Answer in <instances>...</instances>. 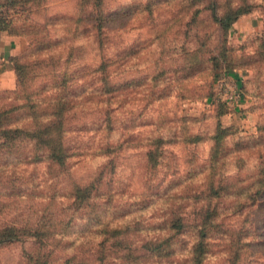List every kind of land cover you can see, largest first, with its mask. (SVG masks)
<instances>
[{
    "label": "rangeland",
    "instance_id": "rangeland-1",
    "mask_svg": "<svg viewBox=\"0 0 264 264\" xmlns=\"http://www.w3.org/2000/svg\"><path fill=\"white\" fill-rule=\"evenodd\" d=\"M28 1L0 0L22 63L19 78L0 62V264H264V0H104L105 31L81 0ZM45 36L86 94L66 127ZM220 71L243 87L239 112L212 99ZM61 145L71 156L53 165Z\"/></svg>",
    "mask_w": 264,
    "mask_h": 264
},
{
    "label": "trees",
    "instance_id": "trees-1",
    "mask_svg": "<svg viewBox=\"0 0 264 264\" xmlns=\"http://www.w3.org/2000/svg\"><path fill=\"white\" fill-rule=\"evenodd\" d=\"M39 1H42V0H30L26 3V7L29 3H32V4L36 3L37 5H39L40 4V3H38ZM103 2H104V0H81V9L87 15V19H89L91 21L90 23H96L97 24L96 28L98 31H101V30L105 31V29H104L105 27L103 24L106 23V19L101 20L102 17L99 15ZM33 7H34V5H33ZM96 8H100L99 13L96 12V10H95ZM90 10H92L93 12L91 13ZM31 12L29 11V13H31ZM241 14H244V13L239 9V10L235 11L234 14L228 15L226 19L221 20L222 24L224 25V28L229 29L230 25ZM84 20L86 21V18H85V16H83V14H81L80 8H79V14L76 16L74 23L76 26L79 27V25H81L84 22ZM6 30L7 29L5 27H3L2 23L0 22V32H4ZM16 35H18V34H16ZM25 35L26 34H20V36H25ZM26 37H28V36H26ZM49 38H50L49 36L43 37V47H45V49L49 50V51H46L45 53H43V56L46 59V62H48V64L51 66V71L53 72L54 76L58 80V82L54 88L55 89L54 95L56 96V101H55V103H56V114H55L54 119L56 120L55 124H59V125H62L63 127H66V125L68 123L67 121L68 120H74L76 118V116L78 115L77 112H74L80 106L77 103L78 100L76 99V97H81L84 95L86 96V94H84L85 91H83L82 94L76 91V88H77V90L79 88V85H78L79 83L77 84V87H76V83L80 82L82 79V78L77 79L76 76L79 74V71L77 69L76 70L69 69L68 67L64 70L58 69V66H57L58 58L55 57L56 54L54 55L50 52V49L52 48L53 43L51 40L52 38H50V39ZM101 43H102V39L101 40L99 39V44H101ZM29 47H31V44L29 45ZM59 58H61V57H59ZM19 61H20V58H13L12 59L14 68H15V70H17L18 75L20 74L19 71L22 70L20 67L21 66L20 64H22V63H19ZM109 61L110 60L108 59V57H103L102 53H100L98 55V67L95 69V72L97 74V84H98V86L101 85L103 87L102 88L103 93H101V96L96 95L98 107H99V109H101L99 112L101 119H104V118L106 119L107 116L109 115L110 110H111L109 92H110V83H111L113 77H112V74L110 71ZM22 67H24V66H22ZM224 72H226V71H224ZM224 72L220 71V73L217 74V77L219 75L223 74ZM21 75H19V78ZM217 77H216V79H217ZM241 89H242L243 98H244L245 93L243 91L242 85H241ZM95 93H91V95H94ZM97 93H98V90H97ZM212 99H213L215 104L229 110L228 105H226L223 102L217 101L215 87H214ZM65 137H67V136L64 134V131H60L57 135H55V132L50 134V139H52L53 142L58 140V139H60V140H62L63 138L65 139ZM60 143H61V141H60ZM107 148L110 149V146ZM50 153H51L53 165L54 164H58V165L63 164V162L71 156L70 150L67 147H65L63 149L62 145H61V148L53 147L50 150ZM215 167H218V166H215ZM94 184H91L90 186L85 187L83 190L82 189L80 190L79 187L74 189V191H73V194L75 195L74 201H75V203L76 202L78 203L79 207H88L87 204L90 201V199L93 197V191L92 190L95 186ZM216 194H217V197L222 200L221 192L217 191ZM100 232L105 233V232H107V229L105 227H102ZM36 236L39 237L41 235L39 233H36Z\"/></svg>",
    "mask_w": 264,
    "mask_h": 264
},
{
    "label": "built area",
    "instance_id": "built-area-1",
    "mask_svg": "<svg viewBox=\"0 0 264 264\" xmlns=\"http://www.w3.org/2000/svg\"><path fill=\"white\" fill-rule=\"evenodd\" d=\"M216 99L223 102L233 110H237L242 105L244 98L238 79L223 73L215 81Z\"/></svg>",
    "mask_w": 264,
    "mask_h": 264
},
{
    "label": "crops",
    "instance_id": "crops-1",
    "mask_svg": "<svg viewBox=\"0 0 264 264\" xmlns=\"http://www.w3.org/2000/svg\"><path fill=\"white\" fill-rule=\"evenodd\" d=\"M15 40L17 41V38H11V40L9 41L6 34L0 32V62L2 66L7 65V67L11 68L13 71L15 70L12 59L16 56V52L14 51ZM239 111L240 108H237L236 112Z\"/></svg>",
    "mask_w": 264,
    "mask_h": 264
},
{
    "label": "clouds",
    "instance_id": "clouds-1",
    "mask_svg": "<svg viewBox=\"0 0 264 264\" xmlns=\"http://www.w3.org/2000/svg\"><path fill=\"white\" fill-rule=\"evenodd\" d=\"M144 2L147 3V0H144ZM256 15H259V13H256ZM105 159H107V158H105ZM74 227H75V226H74Z\"/></svg>",
    "mask_w": 264,
    "mask_h": 264
}]
</instances>
